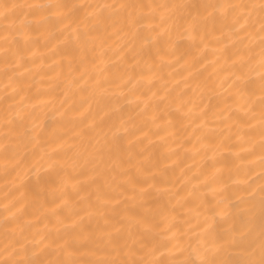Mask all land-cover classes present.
Here are the masks:
<instances>
[{
  "label": "bare ground",
  "instance_id": "obj_1",
  "mask_svg": "<svg viewBox=\"0 0 264 264\" xmlns=\"http://www.w3.org/2000/svg\"><path fill=\"white\" fill-rule=\"evenodd\" d=\"M47 2L0 0L7 4ZM51 2L92 7L39 25L31 16L27 17L31 25L21 26L27 9H17L9 17L20 28L7 34L9 45L22 59L19 64L11 59L5 71L0 54V125L7 118V105L24 96L27 99L19 108L39 104L16 131L23 132L36 121L42 128L39 144L30 139L32 132L12 141L11 150L21 160L19 174L5 172L0 157V260L7 258L5 245L18 240L25 247L14 258L47 264L55 256L50 241L62 243L65 235L71 240L66 249L70 255L62 254V258L76 264L110 258L114 253L108 249L113 244L139 248L148 225L152 238L162 246L131 257L123 250L125 254L118 258L169 264L186 255L176 253L181 246L195 245L206 225L220 236L239 231L250 203L247 193L261 183L257 157L264 96L260 73L264 69L260 67L259 20L245 29L249 38L240 41L231 35V11L227 15L219 10L214 15L201 12L193 28L196 9L190 6L258 4L260 0ZM103 4L143 5L136 11L144 18L129 24L126 9L101 10ZM158 4L178 7L170 9L169 19L161 23L159 13L164 10L157 11L153 19L150 7ZM88 12L96 13L87 22L93 27L85 32L80 24L78 35L73 29ZM3 26L0 20V37L5 35ZM157 34L159 39L154 40ZM125 53L128 59L122 61ZM190 73L192 78L185 81ZM153 76L156 79L150 84ZM162 82H166L164 87ZM185 82L191 85L186 90ZM165 88L169 100L158 103ZM5 95L11 100H5ZM177 100L185 101L180 111ZM92 122L96 128L88 134L93 143L97 129L121 128L111 155L104 146L96 159H76L74 150L40 159L42 149H56L62 143L67 148L74 142L70 139L73 133ZM7 131L0 126V143ZM253 143L255 151L249 154ZM53 161L56 167L50 166ZM205 177L212 178L206 187L202 186ZM87 194L89 199H80ZM64 201L67 207H62ZM255 202L258 206V192ZM5 205H10L7 210ZM72 221L78 222L73 225ZM13 247L17 245L12 244L9 251ZM92 249L102 251L89 255Z\"/></svg>",
  "mask_w": 264,
  "mask_h": 264
},
{
  "label": "snow or ice",
  "instance_id": "obj_2",
  "mask_svg": "<svg viewBox=\"0 0 264 264\" xmlns=\"http://www.w3.org/2000/svg\"><path fill=\"white\" fill-rule=\"evenodd\" d=\"M91 5L84 4H72L67 5L63 3H55V2H47V3H34V4H7L0 3V20L4 21V31L5 35L0 37V44L4 45L0 47V54L4 56L5 60V71H7L11 67V59H16L17 64L20 63L22 57H17V53L15 50H11L9 41H8V33L12 31H19L20 28L15 25L13 21L9 20V17L13 15V13L17 9H27L25 13V19L22 20L21 26L31 25L32 21L27 19V17L34 16L36 17V23L45 24L48 21L53 19L60 20L65 19L72 14L73 11L80 8H89ZM143 5H129V4H103L100 5L99 8L102 9H111L114 12H120L122 10H127V20L129 24H138L139 20L143 19L144 16L136 11L137 9L143 8ZM151 13L152 18L155 19V13L161 9L164 11H160V22L164 23L170 16V9H174L178 7L177 5H165L158 4L152 5ZM196 9V14L192 17V26L193 28L200 20V13L203 12L207 15H214L217 10L221 13L227 15L229 11H231L232 18L230 27L232 29L231 35L235 37L237 40L248 39L250 34L245 33V29L249 28L252 24L256 23V20H259L258 31L262 34L259 37V41L261 44V61L260 67L264 69V0H260L258 4H201V5H193L190 6ZM253 13H257V16L254 17ZM96 15V13L88 12L83 17L80 23H78L77 28L73 29V31L77 32L79 35L80 24H83L85 32L90 31L93 26L88 25V21L92 19V17ZM189 15H192L190 12ZM158 26V25H157ZM154 30V29H153ZM164 31V29H162ZM237 33H245L243 36H237ZM154 40L159 39V34L153 37ZM147 43V40L145 41ZM101 55H103V50H101ZM122 61L128 59L127 53L123 54L120 58ZM179 59V58H177ZM261 77V87L264 90V71L260 73ZM192 78V74L190 73L188 77L185 78V81ZM130 79V78H129ZM156 79L155 76L151 77L149 83L151 84ZM139 83V82H137ZM166 82H162V87ZM191 87L187 82L184 84V89ZM16 89H13V95L16 94ZM156 93L153 92V96ZM181 93H178L177 96H181ZM170 92L167 88L164 89V95H161L158 98V103H163L166 100H169ZM5 100H11V97L5 95ZM27 99V97L22 96L20 101H13L7 105L6 109V119L3 121L4 128L8 129L7 132L4 133L2 139L3 142L0 143V157H2V166L5 172L16 171L17 174L20 173L21 169V160L17 158L16 153L12 151V141L16 138V136L21 134H27L28 132L34 133L30 139L35 140L37 144L40 143L38 137L40 129L42 128V124L40 121H36V123L32 124L31 128L23 129V132L16 131L18 126H22L23 122L26 118L31 114L30 109L38 106L39 102L31 105L27 110L21 109L18 105L23 104V102ZM262 108L260 112V140H259V149L260 155L257 157L259 161V165L261 168L260 177L261 183L253 188L251 192L247 193V200L250 201L248 207L246 209L247 216L243 220L240 230L233 231L230 236H220L211 232V226L206 225L204 230H201L199 233L200 240L195 244H189L186 247L181 246V249L177 251L176 255H181L186 252V255L183 256L180 260H171L169 264H264V96L261 97ZM147 104V101L145 102ZM185 101L177 100L176 101V110L180 111L184 106ZM15 108V112L13 113L10 109ZM204 110H201V115H203ZM63 113H61L62 115ZM83 115V114H81ZM157 117L153 116V120ZM225 119H228L229 116H225ZM206 121H202V124ZM96 128L95 122L90 123L87 126L80 128L75 131L70 137L74 142L71 145H68L65 148V145L62 143L57 145L56 149H50L48 151L41 150L40 159H44L45 157L51 158L55 156L60 151H71L74 150L73 156L76 159H79L81 156H87L91 159H96L97 153H103L104 146H107V151L109 155L112 154L113 148L118 146V142L121 138V128L119 126H114L112 129L104 130L97 129L95 136V143H93V138L89 135L90 129ZM124 132L127 129L123 130ZM110 133V135H109ZM78 138V140H77ZM102 138V139H101ZM99 146V147H98ZM255 151V143H253L252 149H250L249 154ZM100 159H103L101 155ZM99 162H97V166H99ZM56 161H53L50 165L51 167H56ZM75 162L73 163V167H75ZM212 178L205 177V181L202 186L206 187L207 184L211 181ZM22 186V185H21ZM77 191L79 188L77 187ZM257 192L259 193V202L258 206L255 202V197ZM63 195V192L60 193ZM23 196V194H22ZM21 196V198H22ZM57 199L59 196L56 197ZM90 194L83 195L80 199H89ZM97 199H99V194L97 195ZM186 202V201H185ZM68 201H64L62 207H67ZM10 205H5V210ZM89 207H92L91 202L89 203ZM59 209H53V212L58 211ZM83 211V209H81ZM89 217L91 213H88ZM83 220V217L80 218V221ZM257 220L259 222V230H256ZM78 221H72V224L75 225ZM117 232L120 229L116 230ZM145 233L147 235L143 238V243H141L139 248H133L132 246L127 245L126 243L121 244H113V246L108 249L109 252L114 253L110 258L103 259H95L83 262V264H141V260L137 259H119L121 255L125 254L123 250H126L129 257L134 255L135 252L144 253L145 249L148 252H155L161 244L154 241L152 238L151 227L145 225ZM109 235V243H111V233ZM90 238V237H89ZM175 238V236H173ZM43 239V237L41 238ZM60 239V237H57ZM219 241V242H218ZM149 243H151V248H148ZM12 244L17 245V247H13L11 251L9 248ZM71 240L65 235L63 238V242L57 244L56 240L50 241L49 247L52 253H55L54 258L49 259L47 264H76L75 261H70L68 259L62 258V254L70 255V253H66V249L70 247ZM24 245L20 244L18 240H13L10 244L5 245L4 252L7 254V258L0 260V264H37L36 261L24 259V258H14L17 256L18 252L24 250ZM96 251H102L100 249H92L89 252V255H94ZM224 253V258H219L221 254ZM144 264H157L155 260L148 262L144 261Z\"/></svg>",
  "mask_w": 264,
  "mask_h": 264
}]
</instances>
